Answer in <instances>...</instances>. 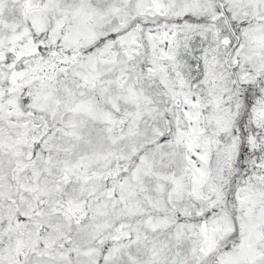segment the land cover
<instances>
[{
    "label": "snow or ice",
    "instance_id": "obj_1",
    "mask_svg": "<svg viewBox=\"0 0 264 264\" xmlns=\"http://www.w3.org/2000/svg\"><path fill=\"white\" fill-rule=\"evenodd\" d=\"M0 264H264V0H0Z\"/></svg>",
    "mask_w": 264,
    "mask_h": 264
}]
</instances>
